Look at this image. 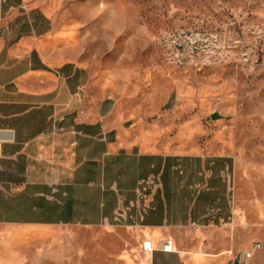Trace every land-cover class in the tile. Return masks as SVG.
Returning <instances> with one entry per match:
<instances>
[{
    "label": "crops",
    "instance_id": "1",
    "mask_svg": "<svg viewBox=\"0 0 264 264\" xmlns=\"http://www.w3.org/2000/svg\"><path fill=\"white\" fill-rule=\"evenodd\" d=\"M49 2L0 0V259L28 260L25 250L49 230L117 226L134 233L141 264L230 258L232 249L209 250L244 242L248 229L233 156L129 143L113 98L94 91L90 69L74 59L78 29L69 17L58 24ZM147 176L159 184L143 202L137 189ZM231 221V238H219ZM253 243L233 253L252 251L244 264L260 249Z\"/></svg>",
    "mask_w": 264,
    "mask_h": 264
},
{
    "label": "rangeland",
    "instance_id": "2",
    "mask_svg": "<svg viewBox=\"0 0 264 264\" xmlns=\"http://www.w3.org/2000/svg\"><path fill=\"white\" fill-rule=\"evenodd\" d=\"M46 7L62 26L72 19L74 59L90 69L94 91L113 98L129 143L233 156L248 229L244 242L209 253L256 241L260 249L246 264H264V0H50ZM236 227L217 236L230 239ZM47 235L25 250L28 260L0 264H141L134 233L123 226ZM206 264L234 263L220 256Z\"/></svg>",
    "mask_w": 264,
    "mask_h": 264
},
{
    "label": "built area",
    "instance_id": "3",
    "mask_svg": "<svg viewBox=\"0 0 264 264\" xmlns=\"http://www.w3.org/2000/svg\"><path fill=\"white\" fill-rule=\"evenodd\" d=\"M158 184H159L158 180L154 176H147L146 178L139 181V187L137 189V193L139 197L143 200V202L150 198V196L155 192ZM124 214H125V209L118 208L115 213V219L117 221H120L123 218ZM232 223L233 222L231 221L230 226H232ZM168 245L169 244H166L164 248L168 249L169 247ZM141 246L144 250H148V251L152 250L149 241H143ZM252 248L253 250L258 249L260 248V244L258 242H255L253 243ZM229 254L234 264H244V261L247 258L251 257L252 251H246L243 253L233 254V252L230 250Z\"/></svg>",
    "mask_w": 264,
    "mask_h": 264
},
{
    "label": "water",
    "instance_id": "4",
    "mask_svg": "<svg viewBox=\"0 0 264 264\" xmlns=\"http://www.w3.org/2000/svg\"><path fill=\"white\" fill-rule=\"evenodd\" d=\"M216 116H217V114L214 113V114L212 115V118H215Z\"/></svg>",
    "mask_w": 264,
    "mask_h": 264
}]
</instances>
